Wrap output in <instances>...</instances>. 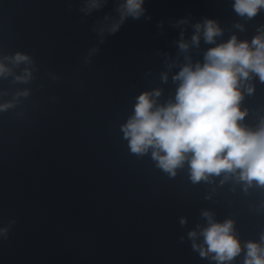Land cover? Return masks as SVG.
<instances>
[{"label": "clouds", "instance_id": "1", "mask_svg": "<svg viewBox=\"0 0 264 264\" xmlns=\"http://www.w3.org/2000/svg\"><path fill=\"white\" fill-rule=\"evenodd\" d=\"M108 2L81 0L79 11L90 16ZM113 3L115 14L106 13L93 24L101 43L105 34H116L129 19H152L147 15L145 0H113ZM232 8L240 18L252 20L264 10V0H234ZM170 23L179 29L177 51L174 58L163 54L166 70L160 73V81L167 84L169 73L178 69L171 75L176 87L166 99H162V87L142 91L135 98L132 113L120 125L130 152L143 156L150 151L156 167L170 178L187 166L193 185L222 177L221 184L234 178L243 184L245 192L253 186L264 188V117L255 127L246 125L242 121L248 113L240 107L242 82L255 75L264 83V25L257 28V34L249 41L239 40L235 34L221 39L225 30L217 19L209 17L193 22L191 16H185ZM189 25L190 38L186 36ZM163 26L164 21L157 23L158 28ZM233 27L245 30L239 22ZM202 42L210 47L201 49ZM193 50L202 53V59L195 58ZM98 51V47H93L89 56ZM21 64L25 67L17 74L14 68H20ZM36 70L35 61L27 53L0 55V79L11 77L14 83L28 84L35 78ZM253 91L252 86L247 88L248 94ZM29 95V89L16 92L12 100L0 104V112L14 108L20 97ZM200 217L204 223L197 222L187 236L192 250L201 258L215 264H232L243 252V264H264V232L259 241H245L242 247L233 219L218 221L209 209H201ZM187 223L186 217H179L181 226ZM14 224L13 219L0 227V239H8ZM179 239L183 242L184 237Z\"/></svg>", "mask_w": 264, "mask_h": 264}]
</instances>
